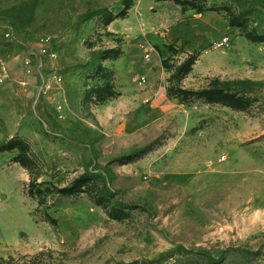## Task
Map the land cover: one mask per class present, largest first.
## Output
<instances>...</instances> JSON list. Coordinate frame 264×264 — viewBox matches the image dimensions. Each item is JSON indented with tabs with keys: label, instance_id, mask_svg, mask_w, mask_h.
Returning a JSON list of instances; mask_svg holds the SVG:
<instances>
[{
	"label": "rangeland",
	"instance_id": "1",
	"mask_svg": "<svg viewBox=\"0 0 264 264\" xmlns=\"http://www.w3.org/2000/svg\"><path fill=\"white\" fill-rule=\"evenodd\" d=\"M186 1L0 0L7 264H264V0Z\"/></svg>",
	"mask_w": 264,
	"mask_h": 264
},
{
	"label": "trees",
	"instance_id": "2",
	"mask_svg": "<svg viewBox=\"0 0 264 264\" xmlns=\"http://www.w3.org/2000/svg\"><path fill=\"white\" fill-rule=\"evenodd\" d=\"M163 1H166V0H163ZM176 2L180 3L183 7L186 6L187 4V1L186 0H182V1H178L176 0ZM185 8V7H184ZM239 17H235L232 19V22L231 24L232 25H237L239 24ZM248 38H250L252 41H256V42H260V43H264V36H258V35H254V34H251V35H247ZM244 81H239V82H236L237 84H243ZM214 86L217 88L216 89V92L219 91L221 92L219 89L220 87H229L231 85V82H223V83H220L219 80H215L214 81ZM89 179H92V177H90L89 174H84L82 175L81 177H79L78 179H76L73 184L71 186H68V187H64V188H61L59 189V192L62 193V194H67V195H72V194H76V193H80V192H83V187H84V181L86 182V180H89ZM101 195H97L95 197V199L98 201V203L100 205L103 204V200H105L104 196V192L102 191L100 193ZM121 212L120 211H117L116 208H112L111 211H110V215L114 216L115 218H120V215ZM180 248H182V245H179ZM183 251H186V252H190V253H193V254H196V255H204V256H208V257H213V253L208 250V249H205V248H187V247H183ZM181 252H182V249H181ZM225 253V251H222L221 255H223ZM165 257H168L170 256V253H166L164 254ZM0 264H7L6 263V260L3 258V257H0ZM138 264V263H137Z\"/></svg>",
	"mask_w": 264,
	"mask_h": 264
},
{
	"label": "built area",
	"instance_id": "3",
	"mask_svg": "<svg viewBox=\"0 0 264 264\" xmlns=\"http://www.w3.org/2000/svg\"><path fill=\"white\" fill-rule=\"evenodd\" d=\"M226 41H227V39L224 42H226ZM221 44H223V43H221ZM25 71L27 74H31L33 72V66L31 63V59H27L25 61ZM58 79H59V77H58Z\"/></svg>",
	"mask_w": 264,
	"mask_h": 264
}]
</instances>
